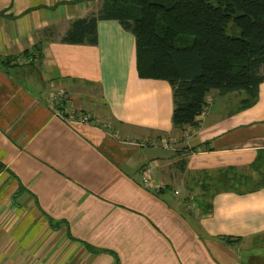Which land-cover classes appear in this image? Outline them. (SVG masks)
Returning a JSON list of instances; mask_svg holds the SVG:
<instances>
[{
    "label": "crops",
    "instance_id": "obj_1",
    "mask_svg": "<svg viewBox=\"0 0 264 264\" xmlns=\"http://www.w3.org/2000/svg\"><path fill=\"white\" fill-rule=\"evenodd\" d=\"M101 7L0 0V264H244L264 184L210 193L200 176L264 174V82L248 108L243 91H211L198 125L175 129L171 85L139 75L118 21L98 23L95 46L61 42ZM61 89L66 110L108 129L60 118Z\"/></svg>",
    "mask_w": 264,
    "mask_h": 264
},
{
    "label": "trees",
    "instance_id": "obj_2",
    "mask_svg": "<svg viewBox=\"0 0 264 264\" xmlns=\"http://www.w3.org/2000/svg\"><path fill=\"white\" fill-rule=\"evenodd\" d=\"M99 1V12L74 21L61 42L95 46L98 23L118 21L136 38L139 75L171 85L175 129L198 125L211 91H243L245 108L256 103L264 82V0ZM243 179L214 181L216 189L264 184Z\"/></svg>",
    "mask_w": 264,
    "mask_h": 264
},
{
    "label": "built area",
    "instance_id": "obj_3",
    "mask_svg": "<svg viewBox=\"0 0 264 264\" xmlns=\"http://www.w3.org/2000/svg\"><path fill=\"white\" fill-rule=\"evenodd\" d=\"M25 61V60H23ZM66 98L65 90L61 89L59 91L54 92L52 95L49 96L48 102L55 106L57 109V114L60 118L68 119L71 122L78 123V124H96L100 126V128L107 130V124H101L100 122L92 119L90 116L87 115H78L77 113L66 110L64 107V102ZM165 147H169L167 144L164 145ZM153 173L154 169L153 166H147L142 171V185L146 189H152L154 186L153 184ZM158 190L165 189V186H158ZM176 196H179V192L175 191L174 193Z\"/></svg>",
    "mask_w": 264,
    "mask_h": 264
},
{
    "label": "rangeland",
    "instance_id": "obj_4",
    "mask_svg": "<svg viewBox=\"0 0 264 264\" xmlns=\"http://www.w3.org/2000/svg\"><path fill=\"white\" fill-rule=\"evenodd\" d=\"M264 170V169H263ZM227 172V171H226ZM229 172V171H228ZM227 174H221L220 173H216L212 176V180H207L206 178L200 176L201 178V182L204 185H207V187H210V189L206 192H213L216 188H218L217 183L214 181V179L220 180V182H224V183H229L230 181H232V178L235 177V175L233 173H228ZM250 172V171H249ZM251 173V172H250ZM248 173V171H245V174H250ZM264 182V174L261 175H256L255 178L252 179V181H250V185L249 186H255L256 184H260ZM201 190V189H200ZM206 199L208 200L209 197H206ZM237 247L240 246L241 249L243 250V255L242 257L244 258V264H264V260L259 258L260 254H264V235L259 237L255 242L252 243H247L245 245L243 244H239L236 245Z\"/></svg>",
    "mask_w": 264,
    "mask_h": 264
}]
</instances>
